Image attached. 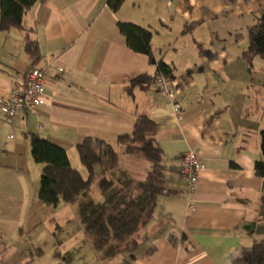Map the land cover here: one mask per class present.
Listing matches in <instances>:
<instances>
[{
  "label": "crops",
  "instance_id": "1",
  "mask_svg": "<svg viewBox=\"0 0 264 264\" xmlns=\"http://www.w3.org/2000/svg\"><path fill=\"white\" fill-rule=\"evenodd\" d=\"M262 7L264 0H125L114 12L107 0H38L23 29L0 30V101L32 68L45 72L46 100L15 119L0 111V264H250L254 245L264 242V177L255 170L264 63L247 73L225 40L228 31L233 39L247 34ZM119 22L153 32L154 57L171 70L173 101L158 92L157 66L127 45ZM27 37L38 43L36 63ZM146 75L150 81L132 85ZM173 103L181 105L180 119ZM140 115L157 123L167 193L138 245L103 259L76 208L40 200L44 164L32 155L31 135L65 148L84 178L77 145L87 136L103 139L118 166L143 180L150 162L132 160L118 143ZM191 149L205 160L193 191L179 173Z\"/></svg>",
  "mask_w": 264,
  "mask_h": 264
},
{
  "label": "trees",
  "instance_id": "2",
  "mask_svg": "<svg viewBox=\"0 0 264 264\" xmlns=\"http://www.w3.org/2000/svg\"><path fill=\"white\" fill-rule=\"evenodd\" d=\"M38 0H0V30L23 29V19ZM125 0H107L114 12L120 10ZM256 22L248 27L250 48L248 56L264 59V7L256 14ZM120 32L127 45L135 52L145 54L150 63L157 66V72L171 77V70L163 60H156L152 50L153 32L133 23L119 22ZM243 36L237 34L236 38ZM26 52L33 63L41 54L38 43L26 38ZM141 76L132 82L133 86L150 81ZM157 123L148 115L136 119L132 133L118 136V143L125 145L127 154H135L150 162V170L143 180L125 173L118 183L111 175L118 167L117 151L105 140L87 136L77 145L81 162L89 176L71 165L65 148L40 137L31 135V151L34 159L44 164L39 198L50 206L57 207L60 201L77 205V214L85 233L92 241L93 249L103 259L112 258L124 250L138 245L137 234L151 221L160 196L167 193L163 164L164 153L155 138ZM255 170L264 177V129L261 131V156L255 163ZM118 176V175H116ZM118 178V177H117ZM97 183L102 192L101 202L88 198L92 185ZM250 264H264V242L253 247Z\"/></svg>",
  "mask_w": 264,
  "mask_h": 264
},
{
  "label": "built area",
  "instance_id": "3",
  "mask_svg": "<svg viewBox=\"0 0 264 264\" xmlns=\"http://www.w3.org/2000/svg\"><path fill=\"white\" fill-rule=\"evenodd\" d=\"M154 81L158 92L173 101L177 92L172 78L158 71L154 76ZM44 94L45 72L40 68H32L28 71L23 82L14 84L9 98L0 101V111L8 118L15 119L21 111H30L45 104ZM173 109L180 119L181 105L173 103ZM204 164L205 160L197 149L188 150L181 157L179 173L190 191L195 190Z\"/></svg>",
  "mask_w": 264,
  "mask_h": 264
},
{
  "label": "rangeland",
  "instance_id": "4",
  "mask_svg": "<svg viewBox=\"0 0 264 264\" xmlns=\"http://www.w3.org/2000/svg\"><path fill=\"white\" fill-rule=\"evenodd\" d=\"M234 33H236V32H232V35H231L230 31L227 32L226 40H225L226 45H227V49H228L227 51L230 54L235 55V57H238L237 59L239 61H241V65L243 67H245V70L247 73L250 74L252 71L258 70V67H261V64L264 63V61H263L264 59H262L260 56H253L252 57V56L246 55V52L250 48V40L247 38L248 34H245L246 32L243 31V33H244L243 36H241L239 38V40H237L236 38L233 39ZM252 67L255 69L250 70ZM132 160H135L136 162H140L142 160V158L139 156L136 157V155H134ZM74 164L78 165L80 168L84 169V173H87L85 170V167L81 164V162L78 161V163H76L74 161ZM118 167L114 170L115 174L111 175V177H113L119 183L120 179L124 177V175H125V173H127V171L122 170V168L120 166H118ZM116 175H118V176H116ZM90 197L94 201H97V202H101L103 200L102 192L96 184L92 186L90 192L88 193V198H90ZM61 202H62L61 204H64V206L66 204H68V203H65L63 201H61ZM69 206L76 208V212H77V205L76 204H69Z\"/></svg>",
  "mask_w": 264,
  "mask_h": 264
}]
</instances>
